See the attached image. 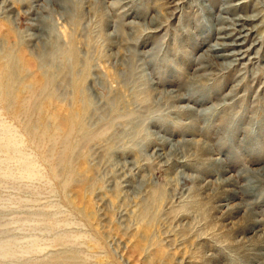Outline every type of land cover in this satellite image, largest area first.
Instances as JSON below:
<instances>
[{"label": "rangeland", "instance_id": "374dc122", "mask_svg": "<svg viewBox=\"0 0 264 264\" xmlns=\"http://www.w3.org/2000/svg\"><path fill=\"white\" fill-rule=\"evenodd\" d=\"M140 1L170 20L147 33L155 12L135 18L139 0H71L69 12L62 0H0V264L264 262V221L248 229L264 220V178L252 171L264 156L246 147L228 163L223 150L214 154V131L202 129L210 117L184 114L182 104L192 103L168 95L194 85L198 67L171 58L222 42L203 24L181 28V19L206 24L222 1ZM241 6L223 16L257 14L245 25L251 35L236 38L244 57L231 70L214 65L211 80L197 83L219 95L239 84L238 109L261 116L264 0ZM154 42L171 51L158 63L183 73L138 55ZM217 103L211 97L196 112ZM221 165L226 172L215 171ZM252 181L260 185L248 192Z\"/></svg>", "mask_w": 264, "mask_h": 264}, {"label": "bare ground", "instance_id": "6f19581e", "mask_svg": "<svg viewBox=\"0 0 264 264\" xmlns=\"http://www.w3.org/2000/svg\"><path fill=\"white\" fill-rule=\"evenodd\" d=\"M95 1H97V0H95ZM221 1L222 2H220V3H222L221 4L222 6H220V8L218 9V12H217L218 14L216 13L217 15L213 16L211 10H209L210 22H208V23L206 22V24L203 21L201 23L197 22V24L194 23V25L192 26V25H190L191 22L188 23L189 22L188 18L183 17L181 19L182 20V22H181L182 25L180 24V27L182 26L181 28H188L189 27V28H191L189 30H193L192 28L199 29V28L203 27L202 26V24H203L204 26H207L206 28H210L212 30V32L215 35H217L216 38L221 40L222 42L216 41L211 46L209 45L210 47H208L206 50L203 51V53L199 54L198 56H192V52L190 51V49H187L186 52L184 53V56L186 59L181 57V55L180 56L175 55L176 59L174 57L171 58L170 59L171 62L176 63L177 61H180V63H179L180 66H183L184 68L185 67L187 68V66H190V64H194V63L197 64L198 67L196 69H194V72L197 71V73L192 74V76L190 78L191 81L193 80L194 85H188L186 90H184L182 92H181V87H179V86H176L177 87L176 89H171L170 92H168V91L167 92L169 93L168 95L171 96L175 100V102L192 103V105L191 104H189V105L188 104H185V105L182 104V107L184 109V111H183L184 114L196 113V114H199V117H204V118L206 117V119L208 116L210 117L207 119L208 122L206 121L207 123L204 124V127L203 128L201 127V128L205 129V131H208V132L214 131V154H219V151L221 149V150H223V151H221V154L226 156V161L228 163H231V162L233 163V162H236L238 160V157H240L241 153H243L245 151L246 147L249 148V150H253L255 153L257 152L259 157L264 156V115L260 116L259 111L258 112L257 111H247L246 108H244V109L239 108L238 109L239 105L237 107L235 96L237 94L236 91L239 87V84L234 85L235 87H233V89L228 91L226 94L219 95L220 89L218 87L210 88L209 86L206 87L204 84H201L199 86L198 83H202V82L204 83L205 81L211 80L210 77H211V75H213V73L208 71V70L214 68V65L218 66L220 69L225 70V71L231 70L234 68V65H235L234 61L244 57V53L246 52V50L241 51L239 49L243 42H236L237 41L236 38L238 36H241V38L245 39V38H247L245 36H247L249 34L251 35V32H253L254 29L247 28L245 25L247 22L257 20L258 16L255 13L254 14L252 13L250 15H245V16L239 15L236 17L235 16L234 17L223 16L224 14H234V12L236 11L237 8H243V6H241V5L244 2H246L247 0H244L241 2H235V3L232 2V0H221ZM214 2L215 1L213 0V2L211 3L213 6H214ZM62 3H63V9L68 10V12H69L70 11L69 6L71 4V0H62ZM173 4H175V3H173ZM101 6H102V8H104L102 3H101ZM137 6L139 7L137 12L135 14L132 13L134 15V17L137 19H146L147 14L149 13V9H153L155 12L154 15H151L150 20L148 21L149 25H151V26L146 27V28H151V29L147 30V33L157 32L158 30H160L161 26H164L166 21L170 20V17L165 15L166 13L160 12L161 9L155 10L154 6L143 5V2H141L140 0L137 3ZM219 12H220V14H219ZM125 15H128V13H126ZM216 23L217 24L221 23L222 25L214 28V25H216ZM224 24H227L229 26H225ZM105 25L110 26L109 22H106ZM254 26L256 27V25H254ZM113 28H114V31L116 33V31H118V29L120 27L118 24H114ZM245 30H248L247 31L248 33L241 35L240 32H243ZM180 32H182V31H180ZM182 36L181 35L179 36V41L182 39ZM223 40L224 41L226 40V42H224ZM257 41L258 40H256V42ZM139 42H140V40H139ZM146 43L147 42L145 40H142L140 44L145 45ZM157 43L158 42H154V47L152 46L149 51H145V52L138 51V55H140V57L143 58L149 54L150 59H151V64L153 65V67H161V68L163 67L164 71L165 70H168L170 72L173 71V73L175 72L176 74L177 73H180V74L183 73V71H179L180 69L176 70L175 68H170V66H168V65L165 66L164 63L161 65L158 63L159 56H161L163 58L164 55L169 56L170 54H168L169 51L167 50V47H166L167 45L163 48L162 47L163 42H161V44L157 48V47H155V46H157ZM185 43H186V41L184 42V44ZM186 44H188V43H186ZM253 44H255V41L252 42V45ZM197 45L198 44L196 43L195 46H197ZM228 47L232 48V49L227 50ZM236 47H239V48H236ZM193 50H194V48H193ZM231 57H234V58L232 59ZM217 58H220L222 60L219 62L216 60ZM182 60H183V62H182ZM144 63H146V62H144ZM219 71H221V70H219ZM180 74H178V75H180ZM157 78H158V76H157ZM158 80H160L162 84L163 83L165 84L170 79H168V78L165 79L162 77ZM153 84H155V83L153 82ZM156 84H157V82H156ZM196 85H198L199 87H197ZM211 97H214V99L220 101V103H217V105H214V111L212 110V108L209 109L210 108L209 107L207 109H203L202 111L196 112V107L201 106L203 103H205ZM261 98H262V96H261ZM238 100H240V99H238ZM254 102L251 105H249V108H250V106H253V104H255ZM212 117H214V118L212 119ZM209 119H212V120H209ZM213 121H214V124H213ZM239 133L243 134V136L241 138L238 137ZM254 136H258V138H254ZM212 148L213 147L209 143H206L203 141H202V144L200 143V149H203L205 151H212ZM256 149H258V151ZM216 160H218V161H216ZM223 160L224 159H221V157L214 159V161H216L217 164L222 163ZM225 166L221 165L218 168H216L215 171H217L218 173L226 172V170L228 168H225ZM252 171H254V173L257 172L259 175H261L264 178V166L261 168H258V169L256 168L255 170H252ZM217 175H219V174H217ZM217 179L219 180V178H217ZM219 183H220V185L232 183V179H230V177L225 178L224 180L221 179L219 181ZM258 183H259V181H258ZM258 183L256 181L248 182L246 190L248 192H254L255 189H257L260 185ZM263 199H264V196H263ZM263 221L264 220L262 218L261 219H254L252 224L249 226L248 229L254 230L258 226H260L261 223H263ZM262 234L264 236V232H262ZM255 263L256 264H264V262H261L258 259L255 260Z\"/></svg>", "mask_w": 264, "mask_h": 264}]
</instances>
